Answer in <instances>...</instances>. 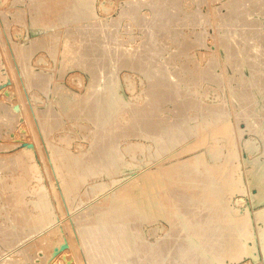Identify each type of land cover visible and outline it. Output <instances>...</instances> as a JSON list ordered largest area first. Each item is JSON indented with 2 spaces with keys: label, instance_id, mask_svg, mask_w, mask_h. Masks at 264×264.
<instances>
[{
  "label": "rangeland",
  "instance_id": "374dc122",
  "mask_svg": "<svg viewBox=\"0 0 264 264\" xmlns=\"http://www.w3.org/2000/svg\"><path fill=\"white\" fill-rule=\"evenodd\" d=\"M50 1L53 2V6ZM56 1L0 0V264H15V262L16 264H89L90 261H92L91 264H101V262L103 264L104 259L105 264L107 262L111 264L113 261L118 264L116 262L119 260L117 256L120 255L119 253L122 251L121 246L125 243L126 227L128 225L132 229L139 227L138 231L133 229L135 239L137 238V240L134 246V252L136 254L133 253L130 256L131 259L130 257L128 258L132 264H143L144 262H141L143 259L145 261L144 264H158L161 258L159 264H168L173 260L172 264H178L181 260L179 264H185L186 262L187 264H190V262L191 264H195V262L197 264V260H199L198 264H210L211 262L212 264H264V199L261 200L259 198L261 194L260 187L253 184V173L257 169L264 173V85H262L264 84L262 82L264 78L260 81L256 79L259 74L258 78L261 75L264 77V44H262L264 41L261 40V38L264 39V37H261L262 34L264 35V4L261 3V7L263 4L262 9L259 0H251L252 2L250 0H246V2L245 0H237L239 3L235 0H58V5ZM240 2L242 3L240 4ZM175 8L176 10H180V15H177L179 11L177 13ZM259 8L263 12L258 11L260 10ZM163 9L165 10L162 11ZM135 12H138V14ZM237 15H240L241 18ZM224 17L226 20H230L226 21ZM43 18L46 21L48 20L47 23ZM161 18L164 19L162 20ZM39 20L41 22H38ZM42 20L45 24L42 23ZM231 20H233V23H231ZM161 22L163 23V27ZM90 23L93 24V27ZM228 23H231L233 27H230ZM237 23L241 26L247 24L254 31L253 29L249 30L247 25L246 28L239 27ZM164 24L169 26H164ZM236 27L241 28L239 32L241 31L244 34L246 30L244 31L243 29H248L249 33L248 31L246 32L248 35L245 34V40L247 41L244 40V35L241 33V35H233L237 31V29L235 30ZM115 28L116 30H114ZM163 28H168L166 30L171 29L170 31L172 32L163 31ZM227 28L232 31L226 34ZM192 30L194 31L192 32ZM69 31L73 33V36ZM160 32L164 33L161 34ZM194 32H197V34ZM198 32L202 33V35L200 34L201 38L198 36ZM224 33L225 35H223ZM255 33L257 36L260 34V39H258L259 36L256 38ZM229 34L231 35V39L228 38L229 40H227V37H230ZM196 37L197 41L195 39ZM247 37H249V40ZM204 38L206 40L203 41ZM225 40L229 41V48V44L223 43ZM199 42L201 43L199 44ZM225 43L228 42L225 41ZM233 43L236 45L235 47L239 46L240 49L244 46V50H240L237 47L236 51L235 47L233 48ZM259 43L262 45H259ZM93 45L97 48V52L91 50L94 49L92 48L94 47ZM89 46H91V49H89ZM231 47L232 49H230ZM90 50L92 51L90 52L91 54L89 53ZM229 50H233V54ZM89 54L91 57H89ZM232 55L234 57L230 58ZM236 55L240 56L237 57ZM235 57H237V61L241 60L239 64L236 63V59L234 60ZM246 58L249 60L247 61ZM233 60L236 62L234 63ZM250 60L253 63L255 60L257 61L258 65L254 64L258 69L253 65V67L251 66L253 63ZM207 63L208 65H206ZM107 64L109 65V71L106 68L108 67ZM120 64L123 65L121 66ZM211 66L215 67V69L213 68L212 70ZM259 66L261 69H259ZM206 68L212 70L213 73L209 72V74ZM203 71L206 72L204 73ZM203 75H207V77H203ZM211 75L213 77L209 78ZM253 76L255 77L253 78ZM46 77L47 80H45ZM174 78L175 80H173ZM216 78L221 80L220 82L217 79L219 85L216 84L218 83L215 80ZM250 79L252 81L256 79L254 82L258 85L254 82L251 83L252 81ZM48 81L49 83H47ZM257 81L259 82L257 83ZM260 84L263 89L260 88ZM246 85L248 87L250 85L251 89ZM40 87L43 88L41 89ZM242 88H246L249 92L247 93L246 89L242 91ZM146 91L149 93H146ZM45 92L48 94H45ZM241 93L243 96H241ZM64 98H68V102ZM149 100L150 102H148ZM7 106L9 107L8 110ZM132 108L135 112L132 111ZM40 110L46 111L43 112ZM217 110L220 111L218 112ZM7 114H11V116ZM216 144L217 146H215ZM118 148L120 149L118 150ZM108 152L109 154H107ZM101 154H105L104 157H101ZM182 162L183 164L181 165ZM72 168L73 171L70 170ZM148 174L153 177L162 174L164 178H167V183L169 181V184L172 185V188H169L170 185L168 184L169 190H174L176 187L177 192L180 189L179 192L182 191L180 193L182 194L186 189L185 193L187 192L189 194L188 191L192 193H190L191 195L189 194L190 198L196 196L194 201L190 204H183L184 206L180 205V208H178L179 206L177 208L173 207L174 211L172 213H168L167 210L169 209L165 210V216L152 215L146 218L143 211L138 209L139 206L134 201L133 188L137 187L141 182L139 180L142 177L145 178ZM209 174H212V177ZM187 176L188 179L186 178ZM261 181L264 182V174ZM162 194L161 196H169L167 193H164L167 195ZM45 195L47 198L49 197L48 199L51 203V207L47 209L42 204V200L46 197ZM190 205L191 210L185 209V207L188 208ZM127 206H129V209L126 208ZM177 209H179L178 212L184 209L188 213L185 214L183 210L179 213L182 215L178 217L174 213ZM130 210H133L132 212L134 213ZM136 210L137 212H135ZM49 212L51 213L52 223L49 224L50 228L48 227L49 225L45 226L43 224L45 226L44 228L43 225L41 226V223H44L50 217ZM123 214L125 217L122 216ZM175 220H178L177 224H175ZM94 222H98L96 226H94L96 224ZM133 222L134 224L136 222L138 226H134ZM196 222L201 223L197 225ZM106 223L107 225H104ZM109 223L110 226L114 225L113 227L115 228L111 227L113 229L109 230ZM216 224L217 227H214ZM184 225H188L189 227H182ZM200 225H202V228ZM39 226L42 227H40L41 229L39 228L40 230L38 229ZM107 226L108 229L106 230ZM173 228H176L175 230L179 228L180 232L177 230L179 232L177 234V231ZM115 229L117 232L120 229V232L115 234ZM123 229L125 230V234H123ZM196 229L197 231L195 232ZM258 229L259 231H257ZM41 230H45L43 231L44 233ZM173 230L175 231L174 234H172L174 232ZM245 230L248 232H245ZM199 231L203 234L201 235ZM90 232L95 234L92 235ZM113 232L115 235H113ZM86 233L88 237L84 236ZM97 233H100V235ZM247 233L248 235L246 236ZM119 234L120 237H118ZM137 234L138 237H136ZM194 234L198 237H195ZM218 234L220 235L218 236ZM177 235L180 237L179 239L185 236L182 239L185 245L183 241L179 243ZM175 236L177 237L175 238ZM201 236L205 239V243L201 239ZM115 237L118 238L116 239ZM170 237L172 238L169 240ZM89 238L94 240H90ZM165 238L170 242L174 238L177 240L175 241L174 239L169 246L168 243L170 242ZM246 238L250 240L246 242ZM80 239L81 241L83 240V244L85 243L83 245L84 247L81 244L82 242L79 241ZM123 239L124 241H122ZM200 239L202 240L199 242L200 246H194L195 244L192 241H200ZM44 241H47V243L45 242L44 244ZM163 241L167 244L165 245ZM105 242L107 245L104 244ZM142 243L147 245L144 248H148L147 250L145 249L148 253L143 249L144 245ZM175 243L176 245L173 247ZM238 243H241L240 246ZM161 244H164L163 248L164 246L165 248L157 251L158 254L156 255L155 249L158 250ZM92 245L95 246L93 247ZM100 246L102 247L101 251ZM107 246L108 249L110 247V249L112 248L116 251L118 249L120 252L117 251L116 255H110L111 252L110 249L108 251ZM151 246L153 247L151 248ZM168 246L171 247V250ZM207 246H209V250ZM78 247H81L80 251ZM135 247L139 248L136 249ZM210 248L212 251L215 249L217 251H213V254ZM243 248H245V251ZM165 249L168 252L164 251ZM194 250L196 251L194 252ZM99 251L100 253H98ZM232 251L233 254H231ZM216 252L218 254L215 255ZM105 254L109 256L108 259L105 258L107 257L104 256ZM252 254H255V257ZM153 255L157 256L158 259ZM205 255L208 257L203 261ZM97 256L101 261L97 259ZM112 256L114 257L112 258ZM146 256H148L147 259ZM86 258H88V261ZM194 259L196 260L195 262H193Z\"/></svg>",
  "mask_w": 264,
  "mask_h": 264
},
{
  "label": "bare ground",
  "instance_id": "6f19581e",
  "mask_svg": "<svg viewBox=\"0 0 264 264\" xmlns=\"http://www.w3.org/2000/svg\"><path fill=\"white\" fill-rule=\"evenodd\" d=\"M46 1H47V0H46ZM52 1H53V0H52ZM57 1H58V0H57ZM57 1H56V4L58 5ZM61 1H62V0H61ZM90 1H91V0H90ZM168 1H169V0H168ZM228 1H229V0H228ZM228 1H227V2H228ZM230 1H231V0H230ZM235 1H237V0H235ZM240 1H243V0H240ZM250 1H251V0H250ZM255 1H256V0H255ZM50 2H51V1H50ZM59 2H60V1H59ZM63 2H66V1H63ZM63 2H62V3H63ZM68 2H69V1H68ZM70 2H71V1H70ZM151 2H152V1H151ZM154 2H155V1H154ZM161 2H162V1H161ZM164 2H165V1H164ZM164 2H163V3H164ZM174 2H175V1H174ZM200 2H201V1H200ZM227 2H226V3H227ZM237 2H238V1H237ZM245 2H246V0H245ZM248 2H249V1H248ZM248 2H247V3H248ZM251 2H252V1H251ZM259 2H260V7H261V3L264 4V0H259ZM36 3H37V2H36ZM43 3H44V2H43ZM45 3H46V2H45ZM52 3H53V2H51V5H52ZM76 3H77V2H76ZM238 3H239V2H238ZM241 3H242V2H240V4H241ZM255 3L257 4V2H255ZM255 3H254V4H255ZM39 4H42V3H39ZM48 4H49V3H48ZM92 4H93V3H92ZM166 4H167V3H166ZM174 4H175V3H174ZM228 4H229V3H228ZM228 4H227V6H228ZM230 4H232V3H230ZM244 4H245V3H244ZM249 4H251V3H249ZM263 4H262V7H261L262 9H263ZM59 5H60V3H59ZM80 5H82V4H80ZM164 5H165V4H164ZM167 5H168V4H167ZM167 5H166V6H167ZM171 5H172V4H171ZM171 5H170V6H171ZM233 5H234V2H233ZM238 5H239V4H238ZM238 5H237V6H238ZM258 5H259V3H258ZM258 5H257V7H258ZM39 6H40V5H39ZM52 6H53V5H52ZM64 6H65V5H64ZM71 6H72V5H71ZM89 6H90V5H89ZM156 6H157V5H156ZM158 6H159V4H158ZM168 6H169V5H168ZM175 6H176V5H175ZM178 6H180V5H178ZM197 6H198V5H197ZM243 6H244V5H243ZM243 6H242V7H243ZM248 6H249V5H248ZM251 6H252V4H251ZM253 6H254V5H253ZM69 7H70V6H69ZM80 7H81V6H80ZM151 7H152V6H151ZM228 7H229V6H228ZM230 7H231V5H230ZM232 7H233V6H232ZM50 8H51V7H50ZM54 8H55V7H54ZM56 8H57V6H56ZM58 8H59V7H58ZM61 8H62V6H61ZM158 8H160V7H158ZM246 8H248V7H246ZM249 8H250V6H249ZM62 9H63V8H62ZM86 9H87V8H86ZM90 9H91V8H90ZM127 9H128V7H127ZM161 9H162V8H161ZM166 9H167V8H166ZM173 9H174V8H173ZM177 9H178V7H177ZM229 9H231V8H229ZM229 9H228V14H229ZM237 9H239V8L237 7ZM240 9H241V7H240ZM253 9H254V8H253ZM259 9H260V8H259ZM262 9H260V10H258V11H261ZM35 10H36V9H35ZM54 10H55V9H54ZM59 10H60V9H59ZM59 10H58V12H59ZM125 10H126V9H125ZM137 10H138V9H137ZM137 10H136V11H137ZM164 10H165V9H163L162 11H164ZM175 10H176V8H175ZM196 10H197V9H196ZM232 10H234V9H232ZM235 10H236V9H235ZM243 10H244V9H243ZM250 10H252V9H250ZM263 10H264V9H263ZM37 11H38V10H37ZM50 11H51V9H50ZM50 11H49V13H50ZM56 11H57V9H56ZM93 11H94V10H93ZM169 11H170V10H169ZM171 11H172V10H171ZM176 11H177V13H178V11H179V14H177V15H180V10H176ZM197 11H198V10H197ZM197 11H196V12H197ZM256 11H257V10H256ZM52 12H54V11H52ZM58 12H57V14H58ZM166 12H167V11H166ZM236 12H237V11H236ZM254 12H255V11H254ZM261 12H263V11H261ZM60 13H61V12H60ZM71 13H72V12H71ZM74 13H75V12H74ZM135 13L138 14V12H135ZM200 13H201V12H200ZM230 13H231V12H230ZM239 13H240V11H239ZM255 13H256V12H255ZM39 14H40V13H39ZM51 14H52V13H51ZM53 14H54V13H53ZM57 14H56V15H57ZM65 14H66V13H65ZM65 14H64V15H65ZM132 14H133V13H132ZM234 14H235V13H234ZM242 14H243V13H242ZM259 14H261V13H259ZM69 15H70V14H69ZM73 15H74V14H73ZM88 15H89V13H88ZM123 15H124V14H123ZM123 15H122V16H123ZM187 15H188V14H187ZM222 15H223V14H222ZM247 15H248V14H247ZM36 16L38 17L37 13H36ZM43 16H44V15H43ZM45 16H46V15H45ZM48 16H49V15H48ZM54 16H55V15H54ZM95 16H96V15H95ZM124 16H125V15H124ZM131 16H132V15H131ZM158 16H159V15H158ZM171 16H173V15H171ZM175 16H176V15H175ZM188 16H189V15H188ZM195 16H196V14H195ZM228 16H229V15H228ZM237 16H240V15H237ZM249 16H250V15H249ZM249 16H248V17H249ZM39 17H40V16H39ZM46 17H47V16H46ZM57 17H58V16H57ZM162 17H163V16H162ZM169 17H170V16H169ZM169 17H168V18H169ZM196 17H197V16H196ZM199 17H200V16H199ZM226 17H227V16H226ZM250 17H251V16H250ZM35 18H36V17H35ZM44 18H45V17H44ZM44 18H43V20H44ZM51 18H52V17H51ZM55 18H56V16H55ZM121 18H122V17H121ZM131 18H132V17H131ZM141 18H142V17H141ZM155 18H156V17H155ZM168 18H167V19H168ZM182 18H183V16H182ZM185 18H186V17H185ZM202 18H203V17H202ZM224 18H225V17H224ZM224 18H222V20H224ZM232 18H233V17H232ZM239 18H241V16H240ZM239 18H238V19H239ZM38 19H39V18H38ZM74 19H75V18H74ZM135 19H137V18H135ZM139 19H140V18H139ZM139 19H138V20H139ZM144 19H145V18H144ZM161 19H162V18H161ZM163 19H164V18H163ZM163 19H162V20H163ZM165 19H166V17H165ZM169 19H170V18H169ZM173 19H174V18H173ZM178 19H179V18H178ZM183 19H184V18H183ZM194 19H195V18H194ZM219 19H220V18H219ZM244 19H245V18H244ZM244 19H243V20H244ZM246 19H247V17H246ZM258 19H259V18H258ZM43 20H42V23H44ZM49 20H50V18H49ZM68 20H69V19H68ZM117 20H118V19H117ZM225 20H226V18H225ZM227 20H230V19H227ZM227 20H226V21H227ZM235 20H236V18H235ZM44 21L47 23L48 20H47V21L44 20ZM53 21H55V19H53ZM53 21L51 20V22H53ZM136 21H137V20H136ZM172 21H173V20H172ZM175 21H176V20H175ZM206 21H207V20H206ZM232 21H233V20H231V23H233ZM238 21H239V20H238ZM255 21H256V20H255ZM36 22H37V21H36ZM38 22H41V21L39 20ZM63 22H64V21H63ZM68 22H69V21H68ZM73 22H74V21H73ZM115 22H116V21H115ZM140 22H141V21H140ZM142 22H143V21H142ZM164 22H165V20H164ZM168 22H169V21H168ZM170 22H171V21H170ZM182 22H183V21H182ZM207 22H208V21H207ZM207 22H205V23H207ZM220 22H221V21H220ZM240 22L242 23V21H240ZM245 22H247V21H245ZM257 22H258V21H257ZM261 22H262V21H261ZM77 23H78V22H77ZM116 23H117V22H116ZM161 23H162V22H161ZM165 23H166V22H165ZM185 23H186V22H185ZM190 23H191V22H190ZM194 23H195V22H194ZM221 23H222V22H221ZM223 23H226V22H223ZM231 23H228V25L230 24L229 26H230V27H233V26H231ZM247 23H248V22H247ZM251 23H252V22H251ZM259 23H260V22H259ZM33 24H34V23H33ZM44 24H45V23H44ZM48 24H49V23H48ZM90 24H91V23H90ZM98 24H99V23H98ZM113 24H114V23H113ZM119 24H120V23H119ZM138 24H139V23H138ZM147 24H148V23H147ZM167 24H168V23H167ZM167 24H164V26H169V25H167ZM179 24H180V23H179ZM183 24H184V23H183ZM234 24H235V23H234ZM237 24L239 25V23H237ZM237 24H236V25H237ZM248 24H249V23H248ZM256 24H257V23H256ZM41 25H42V24H41ZM71 25H72V24H71ZM85 25H86V24H85ZM88 25H89V24H88ZM91 25H92V27H93V24H91ZM116 25H117V24H116ZM156 25H157V24H156ZM161 25H162V27H163V23H162ZM180 25H181V24H180ZM221 25H222V26H225V25H223V24H221ZM236 25H234V26H236ZM246 25H247V24H246ZM246 25H245V26H244V25H243V26L239 25V27L241 26V27H245V28H246ZM249 25H250V24H249ZM254 25H255V24H254ZM258 25H259V24H258ZM107 26H108V25H107ZM119 26H120V25H119ZM139 26H140V24H139ZM158 26H159V25H158ZM176 26H177V25H176ZM194 26H195V25H194ZM197 26H198V25H197ZM222 26H221V27H222ZM74 27H75V26H74ZM90 27H91V26H90ZM174 27H175V26H174ZM226 27H227V26H226ZM226 27H224V28H226ZM230 27H229V28H230ZM248 27H249V26L247 25V28H248ZM254 27H255V26H254ZM105 28H106V27H105ZM245 28H244L243 30H244V31L246 30V32H247L248 29H245ZM256 28H257V27H256ZM66 29H67V28H66ZM69 29H70V28H69ZM98 29H99V28H98ZM125 29H126V28H125ZM160 29H162V28H160ZM163 29H164V28H163ZM166 29H168V28H165L163 31H166V32H167V31H170V30H171V29H170V30H166ZM182 29H183V28H182ZM221 29H222V28H221ZM236 29H237L238 33H237V31H236V33L233 31V32H234L233 35H235V34H240V33H241V31L239 32V30H240L241 28L239 29V28L236 27L235 30H236ZM251 29H253V28H251ZM251 29H250V27H249V30H251ZM70 30H71V29H70ZM82 30H83V29H82ZM114 30H116V28H115ZM154 30H155V28H154ZM227 30H228V28L226 29V34H227V32L232 31L231 29L228 30V31H227ZM73 31H74V30H73ZM84 31H85V30H84ZM157 31H158V30H157ZM160 31H161V30H160ZM177 31H178V29H177ZM177 31H176V32H177ZM179 31H180V30H179ZM193 31H194V30H192V32H193ZM195 31H196V30H195ZM201 31H202V30H201ZM253 31H254V29H253ZM257 31H258V30H257ZM261 31H262V28H261ZM69 32H71V31H69ZM105 32H106V31H105ZM107 32H108V31H107ZM116 32H117V31H116ZM149 32H150V31H149ZM161 32H162V31H161ZM161 32H160V33H161ZM170 32H172V31H170ZM182 32H183V31H182ZM182 32H181V33H182ZM199 32H200V31H199ZM199 32H198V33H199ZM204 32H206V31H204ZM222 32H223V31H222ZM224 32H225V30H224ZM242 32H243V31H242ZM246 32H245V34L248 35L249 31H248V33H246ZM255 32H256V31H255ZM263 32H264V31H263ZM71 33H72V32H71ZM79 33H80V32H79ZM163 33H164V32H163ZM163 33H161V34H163ZM168 33H169V32H168ZM194 33L197 34V32H194ZM252 33H253V32H252ZM81 34H83V33H81ZM111 34H112V33H111ZM178 34H179V32H178ZM183 34H184V33H183ZM196 34H195V36H197ZM200 34L202 35V33H199L198 36H200ZM241 34L244 35L243 37H244V40H245V38H246L245 34H244V33H241ZM241 34H240V35H241ZM255 34H256V33H255ZM53 35H54V34H53ZM70 35H71V34H70ZM74 35H75V34H74ZM79 35H80V34H79ZM79 35H77V36L80 37ZM83 35H84V34H83ZM83 35H82V37H84ZM87 35H88V34H87ZM99 35H100V34H99ZM113 35H114V34H113ZM149 35H150V34H149ZM149 35H148V36H149ZM152 35H153V34H152ZM165 35H166V34H165ZM165 35H164V36H165ZM179 35H180V34H179ZM192 35H193V34H192ZM205 35H206V34H205ZM223 35H225V33H224ZM233 35H232V37H233ZM240 35H239V36H240ZM262 35H263V34H262ZM262 35H261V37H264V35H263V36H262ZM55 36H56V35H55ZM60 36H61V35H60ZM72 36H73V33H72ZM95 36H96V35H95ZM108 36H110V35H108ZM115 36H116V34H115ZM155 36H156V35H155ZM159 36H160V35H159ZM219 36H220V35H219ZM227 36H228V35H227ZM229 36H230V37H227V40L231 39V35H230V34H229ZM253 36H255V35H253ZM258 36H259V38H258ZM258 36H257V34H256V38L260 39V34H259ZM86 37H87V36H86ZM112 37H113V36H112ZM151 37H152V36H151ZM151 37H150V38H151ZM202 37H203V36H202ZM225 37H226V36H225ZM225 37H224V38H225ZM240 37H241V36H240ZM250 37H251V36H250ZM51 38H52V37H51ZM67 38H68V37H67ZM94 38H96V37H94ZM101 38H102V37H101ZM147 38H148V37H147ZM166 38H167V37H166ZM168 38H170V37H168ZM183 38H184V37H183ZM200 38H201V36H200ZM200 38H199V39H200ZM228 38H229V39H228ZM238 38H239V37H238ZM248 38H249V37H247V39H248ZM57 39H58V38H57ZM69 39H70V38H69ZM98 39H100V38H98ZM195 39H196V41H197V37H196ZM233 39H234V38H233ZM250 39H251V38H250ZM253 39H254V38H253ZM52 40H53V39H52ZM74 40H76V39L74 38ZM81 40H82V39H81ZM204 40H206V39L204 38L203 41H204ZM221 40H222V39H221ZM227 40H225V41L228 42V43H225V41H224L223 43H224V44H229V41H227ZM241 40H242V39H241ZM248 40H249V39H248ZM261 40L264 41L263 38H261ZM261 40H260V43H261ZM39 41H40V40H39ZM65 41H66V40H65ZM78 41H79V40H78ZM86 41H87V40H86ZM155 41H156V40H155ZM184 41H185V40H184ZM200 41H201V40H200ZM222 41H223V40H222ZM230 41H231V40H230ZM237 41H238V40H237ZM245 41H247V40H245ZM255 41H256V40H255ZM258 41H259V40H258ZM45 42H46V41H45ZM50 42H51V41H50ZM87 42H88V41H87ZM87 42H86V43H87ZM89 42H90V41H89ZM166 42H167V41H166ZM178 42H179V41H178ZM189 42H190V41H189ZM231 42H232V41H231ZM39 43H40V42H39ZM72 43H74V42H72ZM94 43H95V42H94ZM97 43H98V42H97ZM100 43H101V42H100ZM157 43H158V42H157ZM175 43L178 44L176 41H175ZM182 43H183V41H182ZM184 43H185V42H184ZM200 43H201V42H199V44H200ZM242 43L244 44L243 41H242ZM260 43H259V45L264 44L263 42H262V44H260ZM49 44H50V43H49ZM66 44H67V43H66ZM84 44H85V43H84ZM95 44H96V43H95ZM179 44H180V43H179ZM186 44H187V43H186ZM224 44H223V45H224ZM231 44H232V43H231ZM233 44H234V43H233ZM237 44H240V43H237ZM245 44H246V43H245ZM41 45H42V44H41ZM50 45H51V44H50ZM89 45H90V44H89ZM145 45H146V44H145ZM163 45H164V44H163ZM187 45H189V44H187ZM194 45H195V44H194ZM219 45H220V44H219ZM46 46H47V45H46ZM74 46H75V45H74ZM83 46H84V45H83ZM93 46H94V45H93ZM150 46H151V44H150ZM159 46H160V45H159ZM189 46H190V45H189ZM202 46H203V45H202ZM225 46H226V45H225ZM227 46H228V45H227ZM235 46H236V45L234 44L233 48H234ZM254 46H255V45H254ZM256 46L258 47V45H256ZM263 46H264V45H263ZM263 46H262V49H263ZM89 47H90L89 49H91V46H89ZM99 47H100V46H99ZM145 47H146V46H145ZM177 47H178V46H177ZM179 47H180V46H179ZM222 47H223V46H222ZM229 47H230V44H229L228 48H229ZM237 47H239V46H237ZM237 47H235V50H236ZM243 47H244V46H243ZM243 47H241L242 50H244ZM250 47H251V46H250ZM36 48H37V47H36ZM36 48H35V49H36ZM44 48H45V47H44ZM92 48H94L95 50L97 49V48H95V46L92 47ZM150 48H151V47H150ZM152 48H153V47H152ZM187 48H188V47H187ZM246 48H247V47H246ZM255 48H256V47H255ZM260 48H261V47H260ZM29 49H31V48H29ZM49 49H50V48H49ZM89 49H88V50H89ZM94 49H91V50L94 51V52H97V51H98V50L95 51ZM98 49H99V48H98ZM154 49H155V47H154ZM225 49H226V48H225ZM230 49H232V47H231ZM239 49H240V47H239ZM241 49H240V50H241ZM249 49H252V48H249ZM256 49H257V48H256ZM32 50H34V49H32ZM36 50H37V49H36ZM47 50H48V49H47ZM82 50H83V49H82ZM91 50L89 51V53L92 52ZM226 50H227V49H226ZM235 50H234V52H235ZM62 51H63V50H62ZM100 51H101V48H100ZM103 51H104V50H103ZM141 51H142V50H141ZM153 51H154V50H153ZM160 51H161V50H160ZM160 51H159V52H160ZM163 51H164V50H163ZM229 51H230V50H229ZM229 51H228V53L230 54V52L232 53L233 50L230 51V52H229ZM236 51H237V50H236ZM246 51H247V50H246ZM246 51H245V52H246ZM83 52H84V51H83ZM85 52H86V51H85ZM117 52H118V51H117ZM123 52H124V51H123ZM151 52H152V51H151ZM184 52H185V51H184ZM240 52H241V51H240ZM243 52H244V51H243ZM259 52H260V51H259ZM51 53H52V52H51ZM112 53H113V52H112ZM121 53H122V52H121ZM180 53H181V52H180ZM217 53H218V52H217ZM235 53H237V52H235ZM246 53H247V52H246ZM248 53H249V52H248ZM86 54H87V53H86ZM90 54H91V53H90ZM90 54H89V57H91ZM102 54H103V53H102ZM109 54H110V53H109ZM146 54H147V52H146ZM150 54H151V53H150ZM172 54H173V53H172ZM181 54H182V53H181ZM183 54H184V53H183ZM232 54H233V53H232ZM238 54H239V53H238ZM241 54H242V53H241ZM250 54H251V51H250ZM254 54H255V53H254ZM262 54H263V53H262ZM52 55H53V54H52ZM87 55H88V54H87ZM87 55H85V56H87ZM97 55H99V54L97 53ZM100 55H101V54H100ZM116 55H117V54H116ZM138 55H139V54H138ZM142 55H143V54H142ZM170 55H171V54H170ZM243 55H245V54H243ZM251 55H252V54H251ZM257 55H258V54H257ZM259 55H260V54H259ZM50 56H51V55H50ZM92 56H93V55H92ZM109 56H110V55H109ZM112 56H113V55H112ZM132 56H133V55H132ZM136 56H137V55H136ZM148 56H149V55H148ZM150 56H151V55H150ZM171 56H172V55H171ZM236 56H237V55H236ZM239 56H240V55H239ZM239 56H237V57H239ZM247 56H248V55H247ZM255 56H256V54H255ZM52 57H53V56H52ZM66 57H67V56H66ZM83 57H84V56H83ZM93 57H94V56H93ZM102 57H103V56H102ZM117 57H118V56H117ZM138 57H139V56H138ZM140 57H141V56H140ZM233 57H234V56L232 55L230 58H233ZM237 57H235L234 60L236 59V61H237ZM245 57H246V56H245ZM245 57H244V58H245ZM248 57H249V56H248ZM252 57H253V56H252ZM260 57H261V56H260ZM85 58H86V57H85ZM87 58H88V57H87ZM94 58H95V57H94ZM96 58H97V57H96ZM106 58H107V57H106ZM129 58H130V57H129ZM171 58H172V57H171ZM189 58H190V57H189ZM108 59H109V58H108ZM108 59H107V61H108ZM114 59H115V57H114ZM125 59H126V58H125ZM127 59H128V58H127ZM146 59H148V58H146ZM210 59L214 60L213 58H210ZM239 59H240V58H239ZM246 59H247V58H246ZM254 59H255V58H254ZM98 60L100 61L99 58H98ZM130 60H131V59H130ZM160 60H161V59H160ZM167 60H168V59H167ZM217 60H218V59H217ZM234 60H233V61H234ZM248 60H249V59H247V61H248ZM73 61H74V60H73ZM91 61H92V60H91ZM118 61H119V60H118ZM126 61H127V60H126ZM135 61H136V59H135ZM171 61H172V60H171ZM236 61H234V63H235ZM240 61H241V60H240ZM240 61H237L236 63L239 64ZM242 61H243V60H242ZM250 61H252V60H250ZM255 61H256V60H255ZM255 61H254V63L257 64V61H256V62H255ZM262 61H263V59H262ZM86 62H87V61H86ZM95 62H96V61H95ZM100 62H102V61H100ZM115 62H116V61H115ZM193 62H194V61H193ZM214 62H215V61H214ZM263 62H264V61H263ZM141 63H142V62H141ZM212 63H213V62H212ZM249 63H250V62H249ZM251 63H253V61H252ZM251 63H250V64H251ZM254 63L251 64V66H252V65L255 66ZM85 64H86V63H85ZM108 64H109V63H108ZM108 64H107V65H108ZM124 64H125V63H124ZM213 64H214V63H213ZM259 64H260V63H259ZM263 64H264V63H263ZM263 64H262V65H263ZM93 65H94V63H93ZM97 65H98V64H97ZM99 65H101V64H99ZM109 65H110V64H109ZM109 65H108V67H106V65H105V67L108 68V71H109ZM120 65H121V64H120ZM122 65H123V64H122ZM122 65H121V66H122ZM143 65H144V64H143ZM160 65H161V64H160ZM206 65H208V63H207ZM218 65H219V64H218ZM257 65H258V64H257ZM87 66H88V65H87ZM95 66H96V65H95ZM110 66H111V65H110ZM129 66H130V65H129ZM136 66H138V65H136ZM195 66H196V65H195ZM212 66H214V65H212ZM212 66H211V67H212ZM247 66H249V64H247ZM253 66H252V67H253ZM260 66H261V65H260ZM260 66H259V69H261ZM132 67H133V66H132ZM147 67H148V66H147ZM157 67H158V66H157ZM182 67H183V66H182ZM188 67H189V66H188ZM198 67H199V66H198ZM242 67H243V66H242ZM255 67H256V66H255ZM126 68H127V67H126ZM137 68H138V67H137ZM141 68H142V67H141ZM144 68H145V67H144ZM150 68H151V67H150ZM209 68H210V65H209ZM209 68H208V69L206 68V69L208 70V71H207V70H206V71H207L208 73H209V72H210V73H213L212 70H213V68L215 69V67H212V70H209ZM250 68H251V67H250ZM256 68H257V67H256ZM256 68H255V69H256ZM90 69H91V68H90ZM90 69H88V70H90ZM110 69H111V68H110ZM138 69H139V68H138ZM151 69H152V68H151ZM177 69H178V68H177ZM242 69H243V68H242ZM252 69H253V68H252ZM255 69H254V70H255ZM257 69H258V68H257ZM95 70H96V68H95ZM98 70H99V69H98ZM98 70H97V71H98ZM105 70H106V69H105ZM180 70H182V69H180ZM262 70H263V69H262ZM106 71H107V70H106ZM189 71H190V70H189ZM206 71H205V72H206ZM215 71H216V70H215ZM215 71H214V72H215ZM250 71H251V70H250ZM252 71H253V70H252ZM145 72H146V71H145ZM203 72H204V71H203ZM205 72H204V73H205ZM193 73H194V72H193ZM204 73H203V74H204ZM208 73H207V74H208ZM210 73H209V74H210ZM261 73H263V72H261ZM40 74H41V73H40ZM251 74H252V72H251ZM254 74H255V73H254ZM97 75H98V73H97ZM103 75H104V74H103ZM105 75H106V74H105ZM198 75H199V74H198ZM212 75H213V74H212ZM212 75H211L209 78L213 77ZM216 75H217V74H216ZM259 75H260V74H259ZM259 75H258V76H259ZM40 76H41V75H40ZM95 76H96V75H95ZM155 76H156V74H155ZM162 76H163V75H162ZM199 76H200V75H199ZM205 76L207 77V75H205ZM205 76L203 75V77H205ZM214 76H215V74H214ZM258 76H257L256 79H259V81L262 80V79L264 78V77H262L263 75H261L260 78H258ZM91 77H92V76H91ZM102 77H103V76H102ZM149 77H150V76H149ZM186 77H187V76H186ZM245 77H246V76H245ZM245 77H244V78H245ZM254 77H255V76H253V78H254ZM41 78H42V77H41ZM96 78H97V77H96ZM98 78H99V77H98ZM104 78H105V77H104ZM104 78H103V79H104ZM172 78H173V76H172ZM199 78H200V77H199ZM209 78H208V79H209ZM250 78H251V76H250ZM94 79H95V78H94ZM105 79H106V78H105ZM160 79H161V78H160ZM205 79H206V78H205ZM212 79H213V78H212ZM217 79H218V78H216L215 80H217ZM246 79H247V77H246ZM251 79H252V78H251ZM251 79H250V80H251ZM256 79H255V80H256ZM42 80H43V79H42ZM42 80H40V81H42ZM45 80H47V77H46ZM45 80H44V81H45ZM49 80H50V79H49ZM98 80H99V79H98ZM148 80H149V79H148ZM173 80H175V78H174ZM196 80H197V79H196ZM196 80H195V81H196ZM206 80H207V79H206ZM215 80H214V81H215ZM218 80H220V79H218ZM218 80H217V82H218ZM255 80H254V81H255ZM94 81H95V80H94ZM170 81H171V80H170ZM177 81H178V80H177ZM204 81H205V80H204ZM214 81H212V82L215 83ZM251 81H252V80H251ZM254 81H252L251 83H253ZM259 81H257V83H258ZM92 82H93V80H92ZM95 82H96V81H95ZM100 82H101V80H100ZM178 82H179V81H178ZM186 82H187V81H186ZM190 82H191V81H190ZM220 82H221V80H220ZM248 82H249V81H248ZM262 82L264 83V79L262 80ZM262 82H260V83H262ZM47 83H49V81H48ZM50 83H51V81H50ZM104 83H105V82H104ZM176 83H177V82H176ZM202 83H203V82H202ZM254 83H255V82H254ZM36 84H37V83H36ZM98 84H99V83H98ZM153 84H154V83H153ZM177 84H179V83H177ZM216 84L219 85V82L216 83ZM244 84H246V83H244ZM244 84H243V85H244ZM249 84H250V83H249ZM255 84H256V83H255ZM34 85H35V84H34ZM42 85H43V83H42ZM92 85H94V84H92ZM92 85H91V87H93ZM95 85H96V83H95ZM95 85H94V86H95ZM110 85H111V84H110ZM150 85H151V84H150ZM161 85H162V84H161ZM172 85H173V84H172ZM240 85H241V84H240ZM252 85H254V84H252ZM256 85H258V84H256ZM256 85H254V86H256ZM260 85H261V84H260ZM262 85H264V84H262ZM262 85H261V87H260V86H259V87L263 89ZM38 86H39V85H38ZM45 86H46V85H45ZM48 86H49V85H48ZM89 86H90V85H89ZM176 86H177V85H176ZM180 86H181V85H180ZM246 86H247V85H246ZM246 86H245V87H246ZM43 87H44V86H43ZM43 87H42V88H43ZM95 87H96V86H95ZM161 87H163V86H161ZM247 87H248V86H247ZM247 87H246V88H247ZM256 87H257V86H256ZM256 87H255V88H256ZM259 87H258V88H259ZM40 88H41V87H40ZM42 88H41V89H42ZM152 88H153V87H152ZM196 88H197V87H196ZM246 88H245V89H246ZM248 88L251 89V88H250V85H249ZM248 88H247V89H248ZM94 89H97V88H94ZM94 89H93V91H94ZM99 89H100V88H99ZM149 89H150V87H149ZM245 89L242 88V91H245ZM247 89H246V90H247ZM249 89H248V90H249ZM45 90H46V89H45ZM90 90H91V89H90ZM116 90H117V89H116ZM145 90H146V89H145ZM153 90H155V89H153ZM177 90H178V89H177ZM248 90H247V93L249 92ZM259 90H260V89H259ZM40 91H41V90H40ZM102 91H103V90H102ZM149 91H151V90H149ZM165 91H166V90H165ZM147 92H148V91H146V93H147ZM152 92H153V91H152ZM170 92H171V91H170ZM174 92H175V91H174ZM239 92H240V91H239ZM259 92H260V91H259ZM261 92H262V91H261ZM43 93H44V92H43ZM46 93H47V92H45V94H46ZM97 93H99V92H97ZM104 93H105V92H104ZM148 93H149V92H148ZM160 93H161V92H160ZM162 93H163V92H162ZM176 93H177V91H176ZM233 93H234V92H233ZM243 93H244V92H243ZM250 93H251V90H250ZM47 94H48V93H47ZM156 94H157V93H156ZM177 94H178V93H177ZM239 94H240V93H239ZM244 94H245V93H244ZM251 94H252V93H251ZM251 94H250V95H251ZM91 95H92V94H91ZM109 95H110V94H109ZM231 95H232V94H231ZM246 95H247V94H246ZM103 96H104V95H103ZM107 96H108V95H107ZM112 96H113V95H112ZM112 96H111V97H112ZM115 96H116V95H115ZM196 96H197V95H196ZM241 96H243L242 93H241ZM251 96H253V95H251ZM255 96H256V95H255ZM101 97H102V96H101ZM146 97H147V96H146ZM239 97H240V96H239ZM244 97H245V96H244ZM74 98H75V97H74ZM105 98H106V97H105ZM109 98H110V97H109ZM156 98H157V97H156ZM160 98H161V97H160ZM236 98H237V97H236ZM240 98H241V97H240ZM64 99L67 101L68 98H64ZM94 99H95V98H94ZM115 99H116V98H115ZM153 99H154V98H153ZM180 99H181V98H180ZM188 99H189V98H188ZM252 99H253V98H252ZM81 100H82V98H81ZM83 100H84V99H83ZM99 100H100V99H99ZM195 100H197V99H195ZM241 100H242V99H241ZM76 101H77V100H76ZM119 101H120V100H119ZM154 101H155V100H154ZM180 101H181V100H180ZM238 101H239V100H238ZM67 102H68V101H67ZM69 102H70V100H69ZM110 102H111V100H110ZM110 102H109V103H110ZM112 102H113V101H112ZM148 102H150V100H149ZM248 102H249V100H248ZM248 102H247V103H248ZM252 102H253V101H252ZM81 103H82V102H81ZM113 103H114V102H113ZM140 103H141V102H140ZM166 103H167V102H166ZM197 103H198V102H197ZM225 103H226V102H225ZM0 104H1V103H0ZM58 104H59V103H58ZM115 104H116V102H115ZM122 104H123V103H122ZM144 104H145V103H144ZM223 104H224V103H223ZM245 104H246V102H245ZM252 104H253V103H252ZM118 105H119V104H118ZM137 105H138V104H137ZM242 105H243V104H242ZM254 105H255V104H254ZM2 106H3V105H2ZM4 106H5V105H4ZM60 106H61V105H60ZM115 106H116V105H115ZM220 106H222V105H220ZM223 106H224V105H223ZM245 106H246V105H245ZM247 106H249V105H247ZM112 107H113V106H112ZM120 107H121V106H120ZM124 107H125V106H124ZM136 107H137V106H136ZM177 107H178V106H177ZM225 107H226V106H225ZM250 107H251V106H250ZM254 107H255V106H254ZM8 108H9V107L7 106V110H8ZM77 108H78V107H77ZM108 108H109V107H108ZM114 108H115V107H114ZM138 108H139V107H138ZM143 108H144V107H143ZM150 108H151V107H150ZM150 108H149V109H150ZM174 108H175V107H174ZM216 108H217V107H216ZM222 108H223V107H222ZM33 109H34V108H33ZM69 109H70V108H69ZM75 109H76V108H75ZM111 109H112V108H111ZM132 109H133V108H132ZM184 109H185V108H184ZM204 109H205V108H204ZM218 109H219V108H218ZM30 110H31V109H30ZM99 110H100V108H99ZM103 110H104V109H103ZM121 110H122V109H121ZM137 110H138V109H137ZM154 110H155V109H154ZM174 110H175V109H174ZM185 110H186V109H185ZM213 110H214V109H213ZM252 110H253V108H252ZM5 111H6V110H5ZM9 111H10V110H9ZM40 111H43V110H40ZM45 111H46V110H45ZM45 111H43V112H45ZM84 111H86V110H84ZM101 111H102V110H101ZM105 111H106V110H105ZM132 111H134V109H133ZM132 111H131V112H132ZM196 111H197V110H196ZM217 111H218V110H217ZM219 111H220V110H219ZM219 111H218V112H219ZM10 112H11V111H10ZM10 112H9V113H10ZM86 112H87V111H86ZM108 112H109V111H108ZM110 112H111V111H110ZM124 112H125V111H124ZM134 112H135V111H134ZM143 112H144V111H143ZM170 112H171V111H170ZM201 112H202V111H201ZM223 112H224V111H223ZM12 113L14 114V112H12ZM106 113H107V112H106ZM145 113H146V111H145ZM192 113H193V112H192ZM7 115H8V114H7ZM9 115L11 116V114H9ZM9 115H8V116H9ZM28 115H29V114H28ZM32 115H33V114H32ZM131 115H132V114H131ZM187 115H188V114H187ZM193 115H194V114H193ZM33 116H34V115H33ZM43 116H44V115H43ZM46 116H47V114H46ZM48 116H49V115H48ZM52 116H53V114H52ZM83 116H84V115H83ZM140 116H141V114H140ZM211 116H212V115H211ZM17 117H18V116H17ZM17 117H16V118H17ZM41 117H42V116H41ZM56 117H58V116H56ZM114 117H115V116H114ZM114 117H113V118H114ZM144 117H145V116H144ZM156 117H157V116H156ZM205 117H206V116H205ZM220 117H221V116H220ZM8 118H9V117H8ZM10 118H11V117H10ZM38 118H39V117H38ZM51 118H52V117H51ZM73 118H75V117H73ZM85 118H86V117H85ZM116 118H117V117H116ZM116 118H115V120H116ZM132 118H133V117H132ZM11 119H12V118H11ZM39 119H40V118H39ZM39 119H38V120H39ZM165 119H166V118H165ZM171 119H172V118H171ZM184 119H185V118H184ZM213 119H214V118H213ZM12 120H13V119H12ZM196 120H197V119H196ZM218 120H219V119H218ZM185 121H186V120H185ZM185 121H184V122H185ZM211 121H212V120H211ZM6 122H7V121H6ZM50 122H51V121H50ZM92 122H93V121H92ZM103 122H105V121H103ZM128 122H129V121H128ZM142 122H143V121H142ZM157 122H158V121H157ZM179 122H180V121H179ZM60 123H61V122H60ZM93 123H94V122H93ZM105 123H106V122H105ZM111 123H112V122H111ZM126 123H127V122H126ZM152 123H153V122H152ZM207 123H208V122H207ZM114 124H115V123H114ZM122 124H123V123H122ZM136 124H137V123H136ZM164 124H165V123H164ZM209 124H210V123H209ZM132 125H133V124H132ZM160 125H161V124H160ZM165 125H166V124H165ZM184 125H185V124H184ZM46 126H47V125H46ZM108 126H109V125H108ZM106 127H107V126H106ZM115 127H116V126H115ZM115 127H114V128H115ZM118 127H119V125H118ZM118 127H117V128H118ZM128 127H129V126H128ZM256 127H257V126H256ZM59 128H60V127H59ZM63 128H64V127H63ZM103 128H104V127H103ZM114 128H113V129H114ZM122 128H123V127H122ZM124 128H125V127H124ZM133 128H134V127H133ZM97 129H98V128H97ZM120 129H121V128H120ZM190 129H191V128H190ZM168 130H169V129H168ZM226 130H227V129H226ZM255 130H256V129H255ZM255 130H254V131H255ZM109 131H111V130H109ZM112 131H113V130H112ZM145 131H146V130H145ZM169 131H170V130H169ZM176 131H177V130H176ZM140 132H141V131H140ZM142 132H143V131H142ZM227 132H229V131H227ZM256 132H257V130H256ZM84 133H85V132H84ZM111 133H112V132H111ZM127 133H128V132H127ZM127 133H126V134H127ZM155 133H156V132H155ZM118 134H119V133H118ZM159 134H160V132H159ZM221 134H222V133H221ZM116 135H117V134H116ZM122 135H123V133H122ZM131 135H132V134H131ZM169 135H170V134H169ZM172 135H173V134H172ZM261 135H262V134H261ZM65 136H66V135H65ZM141 136H142V135H141ZM96 137H97V136H96ZM120 137H121V136H120ZM120 137H119V138H120ZM122 137H123V136H122ZM147 137H148V136H147ZM112 138H113V137H112ZM125 138H126V137H125ZM135 138H136V137H135ZM100 139H102V138H100ZM106 139H107V138H106ZM176 139H177V138H176ZM186 139H187V138H186ZM103 140H104V139H103ZM115 140H116V138H115ZM150 140H151V139H150ZM217 140H218V139H217ZM64 142H65V141H64ZM106 142H107V141H106ZM162 142H163V141H162ZM176 142H177V141H176ZM180 142H181V141H180ZM99 143H100V142H99ZM101 143H102V142H101ZM110 143H111V142H110ZM174 143H175V142H174ZM216 143H217V142H216ZM69 144H70V143H69ZM128 144H129V143H128ZM158 144H159V143H158ZM203 144H204V143H203ZM117 145H118V142H117ZM125 145H126V144H125ZM205 145H206V144H205ZM102 146H103V145H102ZM119 146H120V145H119ZM159 146H160V145H159ZM215 146H217V144H216ZM117 147H118V146H117ZM206 147H207V146H206ZM105 148H107V147H105ZM110 148H111V147H110ZM113 148H114V147H113ZM94 149H95V148H94ZM116 149H117V148H116ZM119 149H120V148H118V150H119ZM162 149H163V148H162ZM222 149H223V148H222ZM104 150H105V149H104ZM106 150H107V149H106ZM143 150H144V149H143ZM190 150H191V149H190ZM216 150H217V149H216ZM107 151H109V150H107ZM165 151H166V150H165ZM101 152H102V151H101ZM110 152H111V151H110ZM155 152H156V151H155ZM155 152H154V153H155ZM116 153H117V152H116ZM119 153H120V152H119ZM213 153H214V152H213ZM95 154H96V153H95ZM107 154H109V152H108ZM155 154H156V153H155ZM179 154H180V153H179ZM179 154H178V155H179ZM67 155H68V154H67ZM104 155H105V154H101V157H104ZM116 155H117V154H116ZM157 155H158V154H157ZM211 155H212V154H211ZM230 155H231V154H230ZM98 156H99V155H98ZM112 156H113V155H112ZM120 156H121V155H120ZM135 156H136V155H135ZM212 156H213V155H212ZM224 156H225V155H224ZM76 157H77V156H76ZM84 157H85V156H84ZM89 157H90V156H89ZM232 157H233V156H232ZM91 158H92V157H91ZM106 158H107V157H106ZM121 158H122V157H121ZM121 158H120V159H121ZM74 159H75V158H74ZM96 159H97V158H96ZM194 159H195V158H194ZM194 159H192V160H194ZM230 159H231V158H230ZM15 160H16V159H15ZM70 160H71V159H70ZM97 160H98V159H97ZM144 160H145V159H144ZM151 160H152V159H151ZM13 161H14V160H13ZM85 161H86V160H85ZM98 161H100V160H98ZM98 161H97V163H98ZM195 161H196V160H195ZM231 161H232V160H231ZM94 162H95V161H94ZM179 162H180V161H179ZM215 162H216V161H215ZM0 163H1V162H0ZM70 163H71V162H70ZM86 163H87V162H86ZM99 163H100V162H99ZM185 163H186V162H185ZM185 163H184V165H186ZM101 164H102V163H101ZM173 164H174V163H173ZM178 164H179V163H178ZM182 164H183V162L181 163V165H182ZM187 164H188V163H187ZM76 165H77V164H76ZM78 165H79V164H78ZM80 165H81V164H80ZM98 165H100V164H98ZM132 165H133V164H132ZM179 165H180V164H179ZM179 165H178V166H179ZM181 165H180V166H181ZM184 165H183V166H184ZM219 165H220V164H219ZM239 165H240V164H239ZM5 166H6V165H5ZM15 166H16V165H15ZM74 166H75V165H74ZM87 166H88V165H87ZM203 166H204V165H203ZM232 166H233V165H232ZM6 167H7V166H6ZM91 167H92V166H91ZM121 167H122V166H121ZM174 167H175V166H174ZM176 167H177V166H176ZM181 167H182V166H181ZM184 167H185V166H184ZM187 167H188V166H187ZM206 167H207V165H206ZM214 167H215V166H214ZM27 168H28V167H27ZM102 169H103V168H102ZM164 169H165V168H164ZM194 169H195V168H194ZM202 169H203V168H202ZM204 169H205V168H204ZM219 169H220V167H219ZM18 170H19V169H18ZM70 170L73 171V168L70 169ZM78 170H79V169H78ZM91 170H92V169H91ZM110 170H111V169H110ZM179 170H180V169H179ZM191 170H192V169H191ZM196 170H197V169H196ZM198 170H199V169H198ZM93 171H94V170H93ZM95 171H96V170H95ZM111 171H112V170H111ZM173 171H174V170H173ZM203 171H204V170H203ZM90 172H91V171H90ZM177 172H178V171H177ZM180 172H181V171H180ZM188 172H189V171H188ZM232 172H233V171H232ZM175 173H176V172H175ZM192 173H193V172H192ZM198 173H199V172H198ZM112 174H113V173H112ZM195 174H196V173H195ZM220 174H221V173H220ZM263 174H264V173H263L262 171L258 170V169L253 173V176H254V183H253V184H254V185H258V186L260 187V190H261L260 193H261V194H260L259 198H261V200L264 199V189H263V188H264V182L261 181V178H262ZM203 175H204V174H203ZM209 175H210V174H209ZM211 175H212V174H211ZM211 175H210V176H211ZM229 175H230V174H229ZM229 175H228V176H229ZM28 176H29V175H28ZM81 176H82V175H81ZM85 176H86V175H85ZM87 176H88V175H87ZM165 176H166V175H165ZM199 176H201V175H199ZM199 176H198V177H199ZM213 176H214V175H213ZM228 176H227V177H228ZM230 176H231V175H230ZM26 177H27V176H26ZM167 177H168V176H167ZM193 177H194V176H193ZM207 177H208V175H207ZM211 177H212V176H211ZM76 178H77V177H76ZM80 178H81V177H80ZM112 178H113V177H112ZM186 178L188 179V176H187ZM196 178H197V177H196ZM166 179H167V178H164V176H163L162 174H158V176L155 175V177H153L152 175L148 174L145 178L142 177V178L139 180V182H140V181H141V182H140V183L138 182L139 185H138L137 187L133 188V197H134V201L136 202V204H138V205H137V206H139L138 209H140V211H141V210L143 211V213L145 214V217H146V218H147V216L149 217V216H152V215H153V216H154V215H164V213L166 214L165 210H167V209H169V210H167L168 213H172V212L174 211V210H173V207H176V208H177V207L179 206L178 208H180V205L184 206L183 204H190L192 201H194V198H195L196 196H195L194 198H193V196H192V198H190L189 196H190L192 193L189 192V191H188V193H189V194L191 193L190 195L187 194V192L185 193V190H186L185 188H184L185 190H184V192H183L182 194H180L182 191L179 192L180 189H179V191L177 192L176 187H175V189H174V190H176V191H174L173 189H170V190H171V192H170L169 188H170L172 185L169 184V181H168V183H167V180H166ZM192 179H193V178H192ZM199 179H200V177H199ZM202 179H203V176H202ZM205 179H206V178H205ZM221 179H222V178H221ZM175 180H176V179H175ZM187 181H188V180H187ZM205 181H207V180H205ZM209 181H211V180H209ZM233 181H234V180H233ZM240 181H241V180H240ZM197 182H198V181H197ZM220 182H221V181H220ZM223 183H224V182H223ZM235 183H236V182H235ZM168 184L170 185L169 188H168ZM201 184H202V183H201ZM207 184H208V183H207ZM220 184H221V183H220ZM225 184H226V183H225ZM221 185H222V184H221ZM221 185H220V186H221ZM236 185H237V184H236ZM38 186H39V185H38ZM132 186H133V185H132ZM222 186H223V185H222ZM12 187H13V186H12ZM18 187H19V186H18ZM69 187H70V186H69ZM105 187H106V186H105ZM191 187H192V186H191ZM215 187H216V186H215ZM99 188H100V187H99ZM171 188H172V187H171ZM194 188H195V187H194ZM197 188H198V187H197ZM247 188H248V187H247ZM2 189H3V188H2ZM94 189H95V188H94ZM119 189H120V188H119ZM214 189H215V188H214ZM222 189H223V188H222ZM232 189H233V188H232ZM167 190H169V191H167ZM182 190H183V189H182ZM210 190L212 191V189H210ZM226 190H227V189H226ZM248 190H249V189H248ZM23 191H24V190H23ZM120 191H121V190H120ZM165 191H167V192H165ZM197 191H198V190H197ZM201 191H202V190H201ZM208 191H209V190H208ZM127 192H128V191H127ZM168 192H169V193H168ZM192 192H193V190H192ZM195 192H196V191H195ZM199 192H200V191H199ZM225 192H226V191H225ZM237 192H238V191H237ZM24 193H25V192H24ZM162 193H163V194H164V193H167L169 196H161ZM196 193H197V192H196ZM163 194H162V195H163ZM167 194H164V195H167ZM194 194H195V193H194ZM198 194H199V193H198ZM207 194H208V193H207ZM47 195H48V194H47ZM71 195H72V194H71ZM186 195H188V196H186ZM213 195H214V194H213ZM216 195H217V194H216ZM45 196H46V195H45ZM171 196H172V198H171ZM217 196H218V195H217ZM19 197H20V196H19ZM186 197H187V198H186ZM197 197H198V196H197ZM204 197H205V196H204ZM208 197H209V196H208ZM17 198H18V197H17ZM43 198H44V197H43ZM48 198H49V197H48ZM48 198H47V196H46L45 199L42 200V204H43V206H44L46 209L51 207V203H50V200H49ZM64 198H65V197H64ZM121 199H122V198H121ZM196 199H197V198H196ZM218 199H219V198H218ZM64 200H65V199H64ZM205 200H206V199H205ZM220 200H221V199H220ZM61 201H62V200H61ZM122 201H123V200H122ZM58 202H59V201H58ZM65 202H67V201H65ZM196 202H197V201H196ZM219 202H220V201H219ZM23 203H24V202H23ZM25 203H26V202H25ZM61 203H62V202H61ZM102 203H103V202H102ZM227 203H228V202H227ZM32 204H33V203H32ZM66 205H67V204H66ZM207 205H208V204H207ZM111 206H112V205H111ZM129 206H130V205H129ZM129 206H127L126 208H128ZM194 206H195V205H194ZM198 206H199V205H198ZM205 206H206V205H205ZM19 207H20V206H19ZM26 207H27V206H26ZM26 207H25V208H26ZM57 207H58V206H57ZM63 207H64V206H63ZM186 207H187V205H186ZM186 207H185V209L191 210V209H190V208H191V205H190L188 208H186ZM59 208H60V207H59ZM111 208H112V207H111ZM182 208H183V207H182ZM217 208H218V207H217ZM219 208H220V207H219ZM246 208H247V207H246ZM27 209H28V208H27ZM38 209H39V208H38ZM60 209H61V208H60ZM128 209H129V208H128ZM193 209H195V208H193ZM220 209H221V208H220ZM183 210H184V209H183ZM183 210H182V211H183ZM188 210H187V211H188ZM214 210H216V209H214ZM227 210H228V209H227ZM229 210H230V209H229ZM40 211H41V210H40ZM117 211H118V210H117ZM123 211H124V210H123ZM123 211H122V212H123ZM126 211H128V210H126ZM130 211H131V210H130ZM132 211H133V210H132ZM132 211H131V212H132ZM170 211H171V212H170ZM178 211H179V209L175 210L174 213H176L177 216L179 217V215H180V216L182 215V214H179V213L182 212V211H180V212H178ZM185 211H186V210H184V212H185ZM196 211H197V210H196ZM205 211H206V210H205ZM212 211H213V210H212ZM262 211H263V210H262ZM1 212H2V211H1ZM85 212H86V211H85ZM99 212H100V211H99ZM135 212H137V210H136ZM138 212H139V210H138ZM200 212H201V211H200ZM209 212H210V211H209ZM222 212H225V211H222ZM231 212H232V211H231ZM13 213H14V212H13ZM25 213H26V212H25ZM49 213H50V212H49ZM90 213H91V212H90ZM105 213H106V212H105ZM109 213H110V212H109ZM112 213H113V212H112ZM125 213H126V212H125ZM125 213H124V214H125ZM129 213H130V212H129ZM132 213H134V212H132ZM141 213H142V212H141ZM187 213H188V212H185V214H187ZM190 213H191V212H190ZM204 213H205V212H204ZM217 213H218V212H217ZM219 213H220V212H219ZM234 213H236V212H234ZM256 213H257V212H256ZM27 214H28V212H27ZM29 214H30V213H29ZM40 214H41V213H40ZM78 214H79V213H78ZM99 214H100V213H99ZM106 214H107V213H106ZM113 214H114V213H113ZM115 214H117V213H115ZM118 214H120V213H118ZM124 214L122 215L123 217H125ZM183 214H184V213H183ZM199 214H200V213H199ZM207 214H208V213H207ZM212 214H213V213H212ZM215 214H216V213H215ZM215 214H214V215H215ZM220 214H221V213H220ZM250 214H251V213H250ZM258 214H259V213H258ZM55 215H56V214H55ZM82 215H83V214H82ZM111 215H112V214H111ZM139 215H140V214H139ZM189 215H190V214H189ZM192 215H193V214H192ZM202 215H204V214H202ZM72 216H73V214H72ZM79 216H80V215H79ZM89 216H90V215H89ZM96 216H97V214H96ZM100 216H101V215H100ZM100 216H99V217H100ZM106 216H107V215H106ZM106 216H105V217H106ZM112 216H113V215H112ZM127 216H129V215H127ZM164 216H165V215H164ZM166 216H167V215H166ZM174 216H176V215H174ZM208 216H209V215H208ZM216 216H217V215H216ZM17 217H18V216H17ZM105 217H104V218H105ZM109 217H110V216H109ZM123 217H119V218H123ZM142 217H144V216L142 215ZM162 217H163V216H162ZM191 217H192V216H191ZM200 217H201V215H200ZM241 217H242V216H241ZM27 218H28V217H27ZM29 218H30V217H29ZM82 218H83V217H82ZM85 218H86V217H85ZM89 218H90V217H89ZM101 218H102V217H101ZM107 218H108V217H107ZM114 218H115V217H114ZM114 218H113V220H114ZM204 218H205V217H204ZM216 218H217V217H216ZM237 218H238V217H237ZM250 218H251V217H250ZM263 218H264V217H263ZM40 219H41V218H40ZM46 219H47V218H46ZM71 219H72V218H71ZM86 219H88V218H86ZM92 219H93V218H92ZM111 219H112V218H111ZM128 219H129V218H128ZM131 219H132V218H131ZM133 219H134V218H133ZM173 219H174V218H173ZM175 219H176V218H175ZM190 219H191V218H190ZM192 219H193V217H192ZM196 219H197V218H196ZM198 219H199V218H198ZM209 219H210V218H209ZM226 219H227V218H226ZM258 219H259V218H258ZM20 220H21V218H20ZM44 220H45V219H44ZM44 220H43V221H44ZM51 220H52V217H51V213H50V217H49L46 221H44V223L42 222V223H41V226H42L43 224H44L45 226L49 225L50 223H52ZM101 220H102V219H101ZM101 220H100V221H101ZM105 220H106V219H105ZM215 220H216V219H215ZM227 220H228V219H227ZM67 221H68V220H67ZM67 221H65V222H67ZM75 221H76V219H75ZM98 221H99V220H98ZM121 221H122V220H121ZM128 221H129V220H128ZM131 221H133V220H131ZM137 221H138V220H137ZM169 221H170V220H169ZM175 221H176L175 224H177V221H178V220H175ZM185 221H186V220H185ZM194 221H195V220H194ZM228 221H229V220H228ZM263 221H264V220H263ZM69 222H70V221H69ZM72 222H73V221H72ZM72 222H71V223H72ZM81 222H82V221H81ZM103 222H104V221H103ZM103 222H100V223H103ZM109 222H112V221H109ZM201 222H202V221H201ZM201 222H196V224L198 225V223L200 224ZM204 222H205V221H204ZM79 223H80V222H79ZM94 223H96V224L94 225V226H96L98 222H94ZM94 223H93V224H94ZM100 223H99V224H100ZM116 223H117V222H116ZM129 223H130V222H129ZM139 223H140V222H139ZM171 223H173V222H171ZM192 223H194V222H192ZM207 223H208V222H207ZM63 224H64V223H63ZM82 224H83V223H82ZM84 224H85V223H84ZM93 224H91V225L93 226ZM133 224H134V222H133ZM133 224H132V225H133ZM136 224H137V223L135 222L134 226H135ZM150 224H151V223H150ZM194 224H195V223H194ZM213 224H214V223H213ZM223 224H224V223H223ZM239 224H240V223H239ZM44 225H43V226H44ZM67 225H68V224H67ZM100 225H101V224H100ZM104 225H107V223L104 224ZM108 225L110 226V223H109ZM112 225H113V224H112ZM173 225H174V224H173ZM191 225H192V224H191ZM208 225H209V224H208ZM211 225H212V224H211ZM226 225H227V224H226ZM228 225H229V223H228ZM228 225H227V226H228ZM230 225H231V224H230ZM232 225H233V224H232ZM20 226H21V225H20ZM41 226H39L38 229H39ZM45 226H44V228H45ZM54 226H55V225H54ZM63 226H64V225H63ZM65 226H66V225H65ZM84 226H85V225H84ZM88 226H90V225H88ZM94 226H93V227H94ZM102 226H103V225H102ZM113 226H114V225H113ZM113 226H110V227H109V230H112L113 228H115V227H113ZM117 226H118V225H117ZM120 226H121V224H120ZM134 226H133V227H134ZM137 226H138V225H136V227H137ZM140 226H141V225H140ZM212 226H213V225H212ZM256 226H257V225H256ZM48 227L50 228V225H49ZM93 227H92V228H93ZM103 227H104V226H103ZM111 227H113V228L111 229ZM141 227H142V226H141ZM182 227H186V228H188L189 226H188V225H187V226L184 225V226H182ZM198 227H199V226H198ZM200 227L202 228V225H200ZM200 227H199V230H200ZM210 227H211V226H210ZM214 227H217V224H216V226H214ZM221 227H222V226H221ZM224 227H225V226H224ZM18 228H19V227H18ZM41 228H42V227H41ZM41 228H40V229H41ZM44 228H43V229H44ZM51 228H52V227H51ZM66 228H67V227H66ZM66 228H65V229H66ZM90 228H91V227H90ZM90 228H89V229H90ZM101 228H102V227H101ZM120 228H121V227H120ZM122 228H123V227H122ZM126 228H127V229H126V240H125V241H124V239L122 240V241H124L125 243H124L123 246H121V247H122V249H121L122 251H121V253H119L120 255L117 256V258H118L119 260L117 259L118 261H116V262H117L118 264H132L131 261H130L128 258H129L133 253H135V252H134V251H135L134 246L136 245V240H137V238L135 239V236H134V232H133V229H134V228L132 229L130 225H128ZM137 228H138V229H137ZM137 228L134 229V230H137V231H138V230H139V227H137ZM205 228H206V227H205ZM205 228H204V229H205ZM228 228H230V227H228ZM239 228H240V227H239ZM239 228H238V229H239ZM257 228H258V227H257ZM257 228H256V229H257ZM259 228H260V227H259ZM40 229H39V230H40ZM70 229H71V228H70ZM81 229H82V228H81ZM89 229H88V230H89ZM94 229H95V228H94ZM107 229H108V226L106 227V230H107ZM162 229H163V228H162ZM173 229L175 230L176 228H173ZM181 229H182V228H181ZM210 229H211V228H210ZM216 229H217V228H216ZM220 229H221V228H220ZM84 230H85V229H84ZM103 230H104V229H103ZM117 230H118V229H117ZM119 230H120V229H119ZM119 230H118V232H120ZM123 230H124V229H123ZM123 230H122V231H123ZM164 230H165V229H164ZM174 230H173V231H174ZM177 230L180 232L179 228H178ZM177 230H175V231H177ZM212 230H213V228H212ZM214 230H215V228H214ZM218 230H219V229H218ZM260 230H261V229H260ZM35 231H36V230H35ZM41 231H42V230H41ZM43 231H45V230H43ZM43 231H42V232H43ZM48 231H49V230H48ZM75 231H76V230H75ZM90 231H91V230H90ZM95 231H96V230H95ZM95 231H94V232H95ZM115 231H116V229H115ZM165 231H166V230H165ZM175 231H174L172 234H174ZM178 231L176 232L177 234L179 233ZM181 231H183V230H181ZM196 231H197V229L195 230V232H196ZM206 231H207V230H206ZM221 231H222V230H221ZM224 231H225V230H224ZM226 231H227V230H226ZM229 231H230V230H229ZM246 231H247V230H245V232H246ZM257 231H259V229H258ZM71 232H72V230H71ZM81 232H82V231H81ZM81 232H80V233H81ZM84 232H87V231H84ZM99 232H100V231H99ZM102 232H103V231H102ZM109 232H111V231H109ZM118 232L116 231L115 234H118ZM193 232H194V231H193ZM199 232H201V231H199ZM203 232H204V231H203ZM213 232H214V231H213ZM215 232H216V231H215ZM231 232H232V231H231ZM247 232H248V231H247ZM260 232H261V231H260ZM11 233H12V232H11ZM43 233H44V232H43ZM77 233H78V232H77ZM88 233H89V232H88ZM90 233H91V232H90ZM106 233H108V232H106ZM121 233H122V232H121ZM138 233H139V232H138ZM197 233H198V232H197ZM228 233H229V232H228ZM0 234H1V233H0ZM49 234H50V233H49ZM71 234H72V233H71ZM82 234H83V233H82ZM91 234H92V233H91ZM93 234H95V233H93ZM93 234H92V235H93ZM97 234L100 235V233H97ZM104 234H105V233H104ZM115 234H114V232H113V235H115ZM123 234H125V230H124ZM123 234H122V235H123ZM169 234H171V233H169ZM202 234H203V233L201 232V235H202ZM207 234H208V233H207ZM209 234H210V233H209ZM225 234H226V233H225ZM232 234H233V233H232ZM4 235H5V234H4ZM12 235H13V234H12ZM40 235H42V234H40ZM40 235H39V236H40ZM45 235H47V234L45 233ZM107 235H108V234H107ZM111 235H112V234H111ZM175 235H176V234H175ZM179 235H180V234H179ZM185 235H186V234H185ZM211 235H212V233H211ZM219 235H220V234H218V236H219ZM226 235H227V234H226ZM229 235H230V233H229ZM243 235H244V233H243ZM247 235H248V233L246 234V236H247ZM16 236H17V235H16ZM19 236H20V235H19ZM42 236H43V235H42ZM42 236H40V237H42ZM71 236H72V235H71ZM84 236L88 237V236H87V233H86V235H84ZM90 236H91V235H90ZM168 236H169V235H168ZM177 236H178V235H177ZM177 236H175V238H176ZM180 236H182V235H180ZM194 236H195V234H194ZM203 236H204V235H203ZM205 236H206V234H205ZM212 236H213V235H212ZM231 236H232V235H231ZM45 237H46V236H45ZM74 237H75V236H74ZM99 237H100V236H99ZM99 237H98V238H99ZM110 237H111V236H110ZM113 237H114V236H113ZM118 237H120V234H119ZM118 237H117V238H118ZM136 237H138V234H137ZM183 237H185V236H183ZM183 237H182V239H184ZM189 237H190V235H189ZM189 237H188V238H189ZM195 237H198V236H195ZM201 237H202V236H201ZM201 237H200V238H201ZM209 237H210V236H209ZM228 237H229V236H228ZM233 237H234V236H233ZM240 237H241V236H240ZM3 238H4V237H3ZM47 238H48V237H47ZM95 238H96V237H95ZM102 238H103V237H102ZM108 238H109V237H108ZM115 238H116V237H115ZM117 238H116V239H117ZM124 238H125V236H124ZM139 238H140V237H139ZM166 238H167V237H166ZM166 238H165V239H166ZM171 238H172V237H170L169 240H170ZM175 238H174V239H175ZM179 238H180V237L178 236V239H179ZM206 238H207V237H206ZM210 238H211V237H210ZM225 238H226V236H225ZM235 238H236V237H235ZM247 238H248V237H247ZM247 238H246V240H247ZM250 238H251V236H250ZM259 238H260V237H259ZM18 239H19V238H18ZM89 239H90V238H89ZM99 239H100V238H99ZM119 239H120V238H119ZM121 239H122V238H121ZM140 239H141V238H140ZM174 239H173V240H174ZM182 239H179V243H181V241H183ZM197 239H198V238H197ZM201 239H203V237H202ZM201 239H200V241H197V240L192 241V242L195 244L194 246L199 245V242L202 241ZM213 239H214V238H213ZM222 239H223V238H222ZM222 239H221V240H222ZM226 239H227V238H226ZM239 239H240V238H239ZM244 239H245V238H244ZM75 240H76V239H75ZM77 240H78V239H77ZM85 240H86V238H85ZM90 240H94V239H90ZM113 240H114V239H113ZM156 240H157V239H156ZM166 240H167V239H166ZM169 240H167V241L170 242ZM173 240H172V242H173ZM176 240H177V239H175V241H176ZM185 240H186V238H185ZM203 240H204V243H205V242H206L205 239H203ZM206 240H207V239H206ZM233 240H234V238H233ZM241 240H242V239H241ZM246 240H245V241H246ZM248 240H250V239H248ZM248 240H247L246 242H248ZM259 240H260V239H259ZM15 241H16V240H15ZM73 241H74V240H73ZM79 241H81V239H80ZM82 241H83V240H82ZM82 241H81V242H82ZM87 241H88V240H87ZM110 241H112V240H110ZM161 241H162V240H161ZM186 241H187V240H186ZM227 241H228V240H227ZM237 241H238V240H237ZM17 242H18V241H17ZM24 242H25V241H24ZM45 242L47 243V241H44V244H45ZM48 242H49V241H48ZM63 242H64V241H63ZM69 242H70V241H69ZM81 242H80V243H81ZM85 242H86V241H85ZM88 242H89V241H88ZM96 242H97V241H96ZM98 242H100V241H98ZM101 242H102V241H101ZM103 242H104V241H103ZM118 242H119V241H118ZM163 242L165 243V241H163ZM172 242L168 243L169 246L172 244ZM187 242H189V241H187ZM212 242H213V241H212ZM3 243H4V242H3ZM74 243H75V242H74ZM77 243H78V242H77ZM107 243H108V240H107ZM111 243H112V242H111ZM177 243H178V242H177ZM184 243H185V242L183 241V244H184ZM189 243H190V242H189ZM189 243H188V244H189ZM202 243H203V242H202ZM204 243H203V244H204ZM207 243H208V242H207ZM207 243H206V244H207ZM235 243H236V242H235ZM255 243H256V242H255ZM8 244H9V243H8ZM81 244H82V246H83L85 243L83 244V242H82ZM86 244H87V243H86ZM91 244H92V242H91ZM93 244H94V243H93ZM96 244H97V243H96ZM96 244H95V245H96ZM99 244H100V243H99ZM104 244H106V242H105ZM137 244H138V243H137ZM142 244L144 245V243H142ZM142 244H141V245H142ZM147 244H148V243H147ZM166 244H167V243H165V245H166ZM208 244H210V243H208ZM211 244H212V243H211ZM218 244H219V243H218ZM238 244H239V243H238ZM240 244H241V243H240ZM240 244H239V246H240ZM242 244H243V243H242ZM9 245H10V244H9ZM25 245H26V244H25ZM29 245H31V244H29ZM42 245H43V244H42ZM70 245H71V244H70ZM78 245H79V244H78ZM88 245H89V244H88ZM95 245H94V246H95ZM102 245H103V244H102ZM102 245H101V246H102ZM106 245H107V244H106ZM106 245H105V246H106ZM114 245H115V244H114ZM121 245H122V244H121ZM139 245H140V242H139ZM145 245H146V244H145ZM145 245L143 246V249H144V250L146 249V248H144ZM163 245H164V244H161V246L159 245L160 247L158 248V250L155 249V250H156V253H155L156 255L158 254L157 251L163 250V249L165 248V246H164V248H163ZM175 245H176V243L174 244V246H173V245H172V246L175 247ZM184 245H185V244H184ZM184 245H183V246H184ZM201 245H202V244H201ZM219 245H220V244H219ZM235 245H236V244H235ZM6 246H7V245H6ZM75 246H77V245H75ZM75 246H73V247H75ZM79 246H80V245H79ZM82 246H81V247H82ZM92 246H93V245H92ZM94 246H93V247H94ZM96 246H97V245H96ZM101 246H100V247H101ZM108 246H110V245H108ZM108 246H107V249H108ZM118 246H120V245H118ZM146 246H147V245H146ZM157 246H158V245H157ZM157 246H156V247H157ZM169 246H168V248L170 249L171 247H169ZM178 246H179V244H178ZM187 246H188V245H187ZM194 246H193V247H194ZM199 246H200V245H199ZM199 246H198V247H199ZM213 246H214V245H213ZM239 246L237 245V247H239ZM24 247H25V246H24ZM28 247H29V246H28ZM34 247H35V246H34ZM54 247H55V246H54ZM81 247H80V248H81ZM83 247H84V246H83ZM86 247H87V245H86ZM98 247H99V246H98ZM112 247H113V246H112ZM114 247H115V246H114ZM148 247H149V246H148ZM152 247H153V246H151V248H152ZM166 247H167V246H166ZM179 247H180V246H179ZM198 247H197V248H198ZM243 247H244V246H243ZM246 247H247V244H246ZM246 247H245V248H246ZM75 248H76V247H75ZM78 248H79V247H78ZM80 248L78 249L79 251H80ZM89 248H90V247H89ZM95 248H96V247H95ZM104 248H105V247H104ZM116 248H117V245H116ZM135 248L137 249V248H139V247H135ZM162 248H163V249H162ZM168 248H167V249H168ZM181 248H182V247H181ZM186 248H187V247H186ZM186 248H185V250H186ZM208 248H209V246H207V249H208ZM211 248H213V247H211ZM211 248H210V250H211ZM216 248H217V247H216ZM245 248H243L244 251H245ZM84 249H85V248H84ZM96 249H97V248H96ZM109 249H110V247H109ZM109 249H108V251H109ZM141 249H142V248H141ZM147 249H148V248H147ZM147 249H146V250H147ZM169 249H168V250H169ZM195 249H196V248H195ZM214 249H215V248H214ZM240 249H241V248H240ZM240 249H238V250H240ZM247 249H248V248H247ZM261 249H262V248H261ZM22 250H23V249H22ZM22 250H21V251H22ZM29 250H30V249H29ZM39 250H40V249H39ZM74 250H75V249H74ZM88 250H90V249H88ZM101 250H102V247L100 248V251H101ZM119 250H120V247H119ZM146 250H145V251H146ZM151 250H152V249H151ZM170 250H171V249H170ZM174 250H175V248H174ZM185 250H184V251H185ZM196 250H197V249H196ZM196 250H194V252H195ZM200 250H201V249H200ZM208 250H209V249H208ZM215 250H216V249H215ZM215 250H213V251L215 252ZM37 251H38V249H37ZM76 251H77V250H76ZM84 251H85V250H84ZM84 251H83V252H84ZM100 251H99L98 253H100ZM117 251H118V249H117ZM117 251H116L115 249H112V248H111V249H110L111 254H110L109 252H108V253H109L110 255H116V254H117ZM140 251H141V250H140ZM140 251H139V253H140ZM164 251H166V249H165ZM175 251H176V250H175ZM177 251H178V250H177ZM186 251H187V250H186ZM197 251H198V250H197ZM211 251H212V250H211ZM213 251H212V252H213ZM216 251H217V250H216ZM235 251H237V250H235ZM235 251H234V252H235ZM246 251H247V250H246ZM252 251H253V250H252ZM263 251H264V246H263ZM31 252H32V251H31ZM74 252H75V251H74ZM89 252H90V251H89ZM89 252H88V253H89ZM118 252H120V251H118ZM146 252H147V251H146ZM146 252H145V254H146ZM149 252H150V251H149ZM166 252H168V251H166ZM190 252H191V251H190ZM199 252H200V251H199ZM207 252H208V251H207ZM214 252H213V254H214ZM237 252H238V251H237ZM241 252H242V251H241ZM241 252H240V253H241ZM27 253H28V252H27ZM47 253H48V252H47ZM92 253H93V252H92ZM92 253H91V254H92ZM98 253H97V254H98ZM102 253H103V252H102ZM143 253H144V251H143ZM147 253H148V252H147ZM177 253H178V252H177ZM182 253H183V252H182ZM191 253H192V252H191ZM223 253H224V252H223ZM242 253H243V252H242ZM22 254H23V253H22ZM85 254H86V253H85ZM109 254H108V255H109ZM135 254H136V253H135ZM141 254H142V253H141ZM141 254H140V255H141ZM150 254H151V253H150ZM161 254H162V253H161ZM165 254H166V253H165ZM169 254H170V253H169ZM180 254H181V251H180ZM186 254H187V253H186ZM195 254H196V253H195ZM198 254H201V253H198ZM205 254H206V253H205ZM213 254L211 253V255H213ZM216 254H218V253L216 252L215 255H216ZM231 254H233V251H232ZM234 254H235V253H234ZM245 254H246V253H245ZM248 254H250V253H248ZM263 254H264V252H263ZM29 255H30V254H29ZM87 255H88V254H87ZM87 255H86V256H87ZM151 255H152V254H151ZM151 255H150V256H151ZM163 255H164V253H163ZM174 255H175V254H174ZM182 255H183V254H182ZM191 255H192V254H191ZM201 255H202V254H201ZM219 255H220V254H219ZM219 255H218V256H219ZM252 255H253V254H252ZM254 255H255V254H254ZM254 255H253V256H254ZM26 256H27V255H26ZM30 256H31V255H30ZM30 256H29V257H30ZM102 256H103V254H102ZM104 256H107V255L105 254ZM138 256H139V255H138ZM148 256H149V254H148ZM148 256H146V259H147ZM153 256H155V255H153ZM153 256H152V257H153ZM177 256H179V255H177ZM186 256H187V255H186ZM222 256H223V255H222ZM237 256H238V255H237ZM247 256H248V255H247ZM27 257H28V256H27ZM88 257H89V256H88ZM90 257H91V256H90ZM108 257H109V256H107V257H105V258L108 259ZM113 257H114V256H112V258H113ZM115 257H116V256H115ZM152 257H151V259H152ZM158 257H159V256H158ZM175 257H176V256H175ZM189 257H192V256H189ZM196 257L198 258V256H196ZM199 257H200V255H199ZM206 257H208V256L205 255V259H203V261L206 260ZM241 257H242V256H241ZM254 257H255V256H254ZM81 258H83V257H81ZM102 258H104V257H102ZM136 258H137V257H136ZM142 258H143V256H142ZM155 258H157V256H155ZM183 258H184V257H183ZM187 258H188V257H187ZM220 258H221V257H220ZM86 259H87V261H88V258H86ZM90 259H91V258H90ZM90 259H89V261H90ZM95 259H96V257H95ZM97 259H98V256H97ZM130 259H131V257H130ZM140 259H141V258H140ZM157 259H158V258H157ZM161 259H162V258H161ZM161 259H160V261H161ZM167 259H168V258H167ZM174 259H175V258H174ZM192 259H193V258H192ZM201 259H202V258L200 257V260H201ZM231 259H232V258H231ZM255 259H257V258H255ZM27 260H28V259H27ZM79 260H80V259H79ZM98 260L101 261L100 259H98ZM110 260H111V259H110ZM137 260H139V259H137ZM143 260H144V259H143ZM143 260H142L141 262H144V263H145V261H143ZM148 260H149V259H148ZM152 260H153V259H152ZM176 260H177V258H176ZM183 260H184V259H183ZM185 260H186V258H185ZM209 260H210V259H209ZM213 260H214V258H213ZM14 261H15V260H14ZM93 261H94V260H93ZM106 261H107V260H106ZM111 261H113V260H111ZM133 261H134V260H133ZM149 261H150V260H149ZM158 261H159V260H158ZM160 261H159V262H160ZM168 261H169V260H168ZM173 261H174V260H173ZM173 261L170 262V263H168V264H172ZM177 261H178V260H177ZM177 261H176V262H177ZM181 261H182V260H181ZM181 261H180V262H181ZM190 261H191V260H190ZM195 261H196V260L194 259L193 262H195ZM201 261H202V260H201ZM201 261H200V262H201ZM216 261H217V260H216ZM220 261H221V260H220ZM91 262H92V261H90L89 264H91ZM94 262H95V261H94ZM104 262H105V259H104V261H103V264H105ZM109 262H110V261H109ZM147 262H148V261H147ZM147 262H146V263H147ZM152 262H154V261H152ZM152 262H151V263H152ZM159 262H158V264H159ZM162 262H163V261H162ZM178 262H179V261H178ZM180 262H179V263H180ZM184 262H186V261H184ZM188 262H189V261H188ZM198 262H199V260H197V264H198ZM207 262H208V260H207ZM3 263H4V262H3ZM110 263H111V262H110ZM138 263H139V262H138ZM144 263H143V264H144ZM166 263H167V262H166ZM174 263H175V262H174ZM179 263H178V264H179ZM202 263H203V262H202ZM218 263H219V262H218ZM260 263H261V262H260ZM15 264H16V262H15ZM19 264H20V263H19ZM81 264H82V263H81ZM87 264H88V263H87ZM101 264H102V262H101ZM107 264H108V262H107ZM111 264H116V263L113 261V263H111ZM135 264H136V263H135ZM140 264H141V263H140ZM163 264H164V263H163ZM185 264H187V262H186ZM190 264H191V262H190ZM195 264H196V262H195ZM200 264H201V263H200ZM210 264H212V262H211Z\"/></svg>",
  "mask_w": 264,
  "mask_h": 264
}]
</instances>
